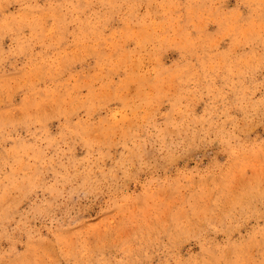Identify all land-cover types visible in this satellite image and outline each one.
I'll use <instances>...</instances> for the list:
<instances>
[{
    "label": "rangeland",
    "instance_id": "374dc122",
    "mask_svg": "<svg viewBox=\"0 0 264 264\" xmlns=\"http://www.w3.org/2000/svg\"><path fill=\"white\" fill-rule=\"evenodd\" d=\"M0 264H264V0H0Z\"/></svg>",
    "mask_w": 264,
    "mask_h": 264
}]
</instances>
